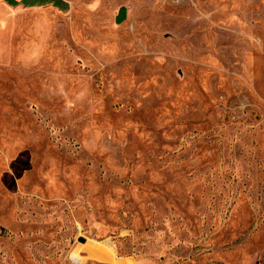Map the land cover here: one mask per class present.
<instances>
[{"label":"rangeland","instance_id":"374dc122","mask_svg":"<svg viewBox=\"0 0 264 264\" xmlns=\"http://www.w3.org/2000/svg\"><path fill=\"white\" fill-rule=\"evenodd\" d=\"M6 1L0 264H264V0Z\"/></svg>","mask_w":264,"mask_h":264},{"label":"crops","instance_id":"0c3cea01","mask_svg":"<svg viewBox=\"0 0 264 264\" xmlns=\"http://www.w3.org/2000/svg\"><path fill=\"white\" fill-rule=\"evenodd\" d=\"M13 2H20L22 0H11ZM10 8V3L6 0H0V52L5 47H7V43L9 42V28L8 22L6 24L3 22L4 11ZM2 24V25H1Z\"/></svg>","mask_w":264,"mask_h":264},{"label":"bare ground","instance_id":"6f19581e","mask_svg":"<svg viewBox=\"0 0 264 264\" xmlns=\"http://www.w3.org/2000/svg\"><path fill=\"white\" fill-rule=\"evenodd\" d=\"M108 248L109 250H111V252H115L114 248H113V245L110 241H102L100 242L97 246L94 245V248ZM113 263L114 264H131V262H125V261H114L113 260Z\"/></svg>","mask_w":264,"mask_h":264},{"label":"water","instance_id":"95a60500","mask_svg":"<svg viewBox=\"0 0 264 264\" xmlns=\"http://www.w3.org/2000/svg\"><path fill=\"white\" fill-rule=\"evenodd\" d=\"M124 18H125V12H124V10L122 9V10L120 11L119 16H118L117 19H116V22L119 23V22H121Z\"/></svg>","mask_w":264,"mask_h":264},{"label":"trees","instance_id":"16d2710c","mask_svg":"<svg viewBox=\"0 0 264 264\" xmlns=\"http://www.w3.org/2000/svg\"><path fill=\"white\" fill-rule=\"evenodd\" d=\"M39 1H52L53 3H57L58 2L57 0H32L30 2V4L33 5V4H35V3L39 2ZM26 2H29V1L26 0Z\"/></svg>","mask_w":264,"mask_h":264}]
</instances>
